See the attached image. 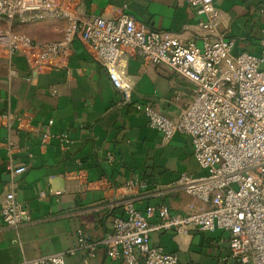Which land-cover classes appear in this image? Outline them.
Wrapping results in <instances>:
<instances>
[{
    "label": "crops",
    "instance_id": "0c3cea01",
    "mask_svg": "<svg viewBox=\"0 0 264 264\" xmlns=\"http://www.w3.org/2000/svg\"><path fill=\"white\" fill-rule=\"evenodd\" d=\"M57 1L81 20L130 13L186 40L207 32L199 26L206 16L185 0ZM214 1L221 13L219 31L237 39L232 52L260 55L264 0ZM67 24L66 18H55L15 21L13 27L47 42L63 38ZM6 27L0 20V29ZM120 68L133 84L132 101L124 100L79 39L68 57L37 69L24 54H8L0 46V207L6 192L15 188L31 213L19 228L0 223V264L61 252L66 264H128L109 257L100 243L93 254L80 247L78 230L100 242L129 202L140 210L165 204L173 213L187 211L190 204L202 206L177 182L183 172L205 173L193 157L191 137L176 134L167 140L135 109V102L149 101L178 118L192 98V81L167 65L143 60L130 48ZM45 131L53 133L47 141ZM19 164L27 169L14 176L10 166ZM151 239L176 253L179 264H235L229 233L223 230L154 231Z\"/></svg>",
    "mask_w": 264,
    "mask_h": 264
},
{
    "label": "built area",
    "instance_id": "2783aa9c",
    "mask_svg": "<svg viewBox=\"0 0 264 264\" xmlns=\"http://www.w3.org/2000/svg\"><path fill=\"white\" fill-rule=\"evenodd\" d=\"M185 1L206 16L199 26L207 32L190 40L153 29L130 13L81 20L57 0H0V20L8 23L0 29V46L8 54H24L37 69L68 57L73 42L79 39L106 69L125 101H132L133 92V84L120 68L128 48L143 60L169 66L194 85L192 98L178 118L162 113L149 101L135 102V109L165 139L176 134L191 137L193 157L205 173L183 172L177 182L202 206L190 204L187 211L173 213L165 204L140 210L129 202L125 214L113 219L111 232L100 242L90 241L78 230L80 247L93 254L100 243L109 257L128 264H179L176 253L152 242V232L223 230L229 233L230 257L235 264H264V45L260 55L234 54L237 39L226 38L219 31L221 13L215 1ZM55 18L68 21L58 40L37 41L13 27L15 21L28 24ZM52 136L45 131L43 141ZM10 169L19 176L27 166ZM16 193L15 188L8 190L0 207V223L13 228L31 220L29 208ZM65 257L61 252L15 264H66Z\"/></svg>",
    "mask_w": 264,
    "mask_h": 264
}]
</instances>
